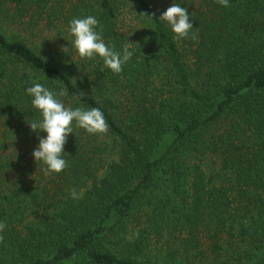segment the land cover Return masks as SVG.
Instances as JSON below:
<instances>
[{
	"label": "trees",
	"instance_id": "1",
	"mask_svg": "<svg viewBox=\"0 0 264 264\" xmlns=\"http://www.w3.org/2000/svg\"><path fill=\"white\" fill-rule=\"evenodd\" d=\"M87 15L132 43L120 73L63 52ZM33 83L108 125L73 124L60 173L31 156ZM0 222V264H264V0H0Z\"/></svg>",
	"mask_w": 264,
	"mask_h": 264
},
{
	"label": "clouds",
	"instance_id": "2",
	"mask_svg": "<svg viewBox=\"0 0 264 264\" xmlns=\"http://www.w3.org/2000/svg\"><path fill=\"white\" fill-rule=\"evenodd\" d=\"M219 2L227 7L229 0ZM158 19L167 26L176 41L188 38L193 29L190 13L180 3L171 2ZM98 26L99 21L92 15L71 19L66 32L67 37L71 38V48L67 44L62 48L63 52L71 51L81 60H102L103 68L118 74L134 55L132 43L128 41L116 50L114 46L105 43ZM191 35L195 39V34ZM25 93L31 98V107L38 114V118L27 123L38 141L31 156L35 164L39 162L42 165L41 172L44 175L60 173L67 167L63 150L68 135L73 134V124L88 134H102L108 129L104 114L99 108L66 107L59 99L67 95V89L63 85L56 91L42 83H33L25 89ZM41 133L44 135H40ZM70 195L74 199L78 198L75 189L70 190ZM4 227L0 222V229Z\"/></svg>",
	"mask_w": 264,
	"mask_h": 264
},
{
	"label": "rangeland",
	"instance_id": "3",
	"mask_svg": "<svg viewBox=\"0 0 264 264\" xmlns=\"http://www.w3.org/2000/svg\"><path fill=\"white\" fill-rule=\"evenodd\" d=\"M26 19H28V17H26ZM29 158V157H28ZM157 193H159V191H157Z\"/></svg>",
	"mask_w": 264,
	"mask_h": 264
}]
</instances>
